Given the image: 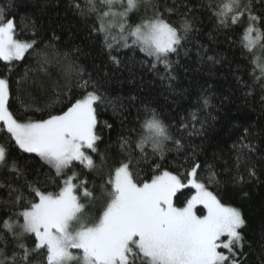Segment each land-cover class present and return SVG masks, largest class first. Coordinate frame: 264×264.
<instances>
[{"label": "snow or ice", "instance_id": "snow-or-ice-1", "mask_svg": "<svg viewBox=\"0 0 264 264\" xmlns=\"http://www.w3.org/2000/svg\"><path fill=\"white\" fill-rule=\"evenodd\" d=\"M148 3L150 0H84L83 6L74 2L73 7L85 18L95 17L93 31L103 35L114 63H120L112 55L114 49H138L151 58L153 70L162 65L168 79H175L170 74L171 56L179 54L192 24L185 18L170 22L158 12L131 23L130 14ZM209 7L222 26L239 25L246 16L240 43L252 57L254 79H264V58L255 54L257 48L264 49V19L253 15L251 5L243 0H213ZM9 8L0 5V61L10 72L14 61L36 52L37 42L18 38L19 29ZM42 55L46 63L47 55ZM16 87L19 90V81ZM76 87L81 89L79 98L69 97L66 107L56 112L37 108L39 118L25 113L21 119L11 110L10 80L0 75V131L23 153L39 157L55 174L53 190L42 189L26 177L20 187L7 185L9 197L14 198L5 203L19 210L0 220V229L16 244L9 255L4 240L0 264H32L35 256L42 258L40 264H240L238 250L243 247L241 229L246 222L238 208L225 204L210 190L209 185L217 183L212 165L202 166L194 149L186 158V163L192 161L191 166L183 171H170L157 163L147 178H141L134 164L136 150L140 159H146L150 147L152 155L163 160L171 142L179 152L184 144L172 130H188L189 124L194 129L196 122L203 127L200 109L190 112V121L182 118L175 126L166 124L156 109L145 106L143 119L138 117L139 131L130 130L137 138H123L121 147L127 159L110 169L97 196L95 186L90 189L88 180L75 169H96L92 154L98 152L100 140L97 108L105 98L90 79L81 77ZM198 103L207 108L210 100L205 96ZM244 162V154L238 153L237 170ZM205 167L206 178L201 176ZM4 169L17 179L24 177L16 160L9 161L8 148L0 144V170ZM249 174L255 172L249 169ZM98 200L100 207L92 212ZM26 238L32 239L33 247L25 243Z\"/></svg>", "mask_w": 264, "mask_h": 264}, {"label": "trees", "instance_id": "trees-1", "mask_svg": "<svg viewBox=\"0 0 264 264\" xmlns=\"http://www.w3.org/2000/svg\"><path fill=\"white\" fill-rule=\"evenodd\" d=\"M74 2L84 4V0H0V5H10L9 15L15 17L18 38L37 42L36 52L26 54L23 61H14L10 72L9 66L0 61V75L8 76L12 88L11 110L21 119L25 113L39 118L41 113L35 109L56 112L66 107L69 97L79 98L81 89L76 85L81 77L94 82L105 98L97 108L100 140L98 152L92 154L96 169L77 166L75 170L88 180L90 189L95 186L99 196L110 169L127 159L121 147L123 138H137V133L130 130L139 131L138 117L143 119L145 106L156 109L166 124L175 126L182 118L190 121V112L199 108L203 127L196 122L194 129L189 124L188 130H172L184 144L179 152L171 142L163 160L152 155L150 147L146 149V159H140L136 150L134 164L141 178H147L157 163L170 171H183L191 166L192 161L188 159L186 163V158L194 149L196 160L202 166L212 165L216 173L217 183L209 185L210 190L225 204L238 208L245 219L241 229L243 247L238 250L240 264H264V79H254L252 57L240 43L246 16L239 25L222 26L209 7L213 0H150L142 4L139 12L130 14L131 23L158 12L170 22L185 18L192 24L179 54L171 56L170 74L175 79H168L163 66L153 70L151 58L138 49H114L112 55L120 61L114 63L103 44V35L93 31L95 17L81 16ZM243 3L251 5L253 15L264 19V0ZM42 54L47 55L46 63ZM255 54L264 58V49H256ZM258 74L257 71L255 75ZM205 96L210 100L207 108L198 103ZM0 144L8 148L9 161L16 160L24 172V177L17 179L14 173L0 170V184L5 185L0 187L2 220L19 210L5 203L14 198L9 197L7 185L20 187L26 177L42 189L53 190L55 174L35 154L19 150L3 131ZM238 153L245 157L239 170ZM249 169L255 175H250ZM207 175L205 167L201 176ZM24 191L27 193L26 188ZM99 207L98 200L91 211ZM5 239L6 251L11 255L16 241L0 229V247H4ZM25 243L33 247L31 238H26ZM41 259L35 256L32 264H40Z\"/></svg>", "mask_w": 264, "mask_h": 264}, {"label": "rangeland", "instance_id": "rangeland-1", "mask_svg": "<svg viewBox=\"0 0 264 264\" xmlns=\"http://www.w3.org/2000/svg\"><path fill=\"white\" fill-rule=\"evenodd\" d=\"M246 26V25H245ZM117 39H119V37H117ZM258 49V48H257Z\"/></svg>", "mask_w": 264, "mask_h": 264}]
</instances>
